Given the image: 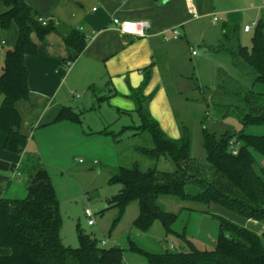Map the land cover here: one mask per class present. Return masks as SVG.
Instances as JSON below:
<instances>
[{
    "label": "trees",
    "instance_id": "trees-1",
    "mask_svg": "<svg viewBox=\"0 0 264 264\" xmlns=\"http://www.w3.org/2000/svg\"><path fill=\"white\" fill-rule=\"evenodd\" d=\"M0 7H3L0 30L7 32L12 25L18 28L14 46L5 51L0 75L3 94L0 132L6 135V149L21 154L26 150L28 136L21 130L22 115L17 104L28 100L31 92L25 57L38 53L34 34L45 39L50 32L59 31V27L52 19L43 24L42 14L26 0H0ZM256 25L251 48L239 42L236 48L228 50L239 58L240 77L244 81L235 79L231 93L225 90L237 101L225 105L224 116L235 115L242 128L221 137L205 133L207 164L192 155L189 136L174 139L163 130L149 111V97L134 93L141 124L125 129H135V134L148 131L154 147L140 151L152 159L164 155L176 164L174 171L121 166L113 176L112 180L121 183L122 188L110 206L124 211L129 202L138 200L141 211L135 225L139 229L147 231L156 219H161L166 232H172L177 215L160 207L158 201L164 195L208 206L217 204L244 221L261 224L264 229V166L258 164L254 154L264 156V134L245 132L249 125H264V18ZM223 31L227 38L231 32L237 33V26H223ZM63 38L77 53L87 44L83 33L75 27H70ZM214 50L219 52L220 47ZM249 80L251 84L247 85ZM97 108L93 105L90 109ZM80 116L71 107L64 106L54 121H80ZM102 132L109 131L105 128ZM233 146L238 149L236 154ZM21 169L28 174L27 195L0 199V247L11 250L10 254L0 256V264H124L121 247L104 246L81 230L79 245H66L61 236L60 200L48 170L36 154H29ZM212 215L220 223L215 249L201 251L192 247L188 252L148 254V264H264V230L259 232L222 215Z\"/></svg>",
    "mask_w": 264,
    "mask_h": 264
},
{
    "label": "rangeland",
    "instance_id": "rangeland-1",
    "mask_svg": "<svg viewBox=\"0 0 264 264\" xmlns=\"http://www.w3.org/2000/svg\"><path fill=\"white\" fill-rule=\"evenodd\" d=\"M262 1L255 0L253 7L245 0H225L221 3L224 8L231 9L246 6L243 12H235L236 18L242 20L235 23L241 26V30L236 34L231 32L226 38L223 34L224 21L213 17L207 18L203 26L194 27L188 33L193 49L188 45L181 69L173 73L177 74L176 81L168 83L172 115L166 108L167 111L156 119L171 138L189 136L192 155L203 164L208 162L206 132L221 137L242 128L235 115L224 116L225 105L237 101L225 90L231 93L235 79L244 81L240 77L239 58L228 50L236 48L239 42L252 47L256 24L261 16L264 18V11L260 8ZM216 12L221 11L216 9ZM253 22L255 25L251 31L244 32V25ZM219 47L220 51L215 52L214 49ZM246 84L250 85V80ZM35 102L30 93L28 106L34 107ZM97 107L82 114L77 111L81 115L80 121H54L52 110L38 117L39 107L28 108V151L36 152L51 176L60 200L63 216L61 236L66 245L77 247L81 230L96 238L100 244L106 241L104 246L121 247L124 264H148V254L188 252L192 247L201 251L215 249L220 223L213 213L251 226L259 232L264 230L261 224L244 221L241 216L217 204L208 206L174 195L161 196L158 201L162 210L177 215L171 226L172 232H166L161 219H156L147 231L139 229L135 225L141 211L138 200L129 202L124 211L110 206L122 188L121 183L112 180L113 176L118 174L121 166L137 165L144 171L150 168L174 171L176 164L164 155L152 159L140 151L141 148H153L154 142L148 131L135 134V129H125L129 125L141 124L136 111L118 114L106 104L102 109L99 105ZM104 117L108 120L107 133L102 132ZM245 132L263 135L264 125H249ZM254 154L258 164L264 166V156L258 152ZM27 185L28 174L25 173L20 181H12L6 196L14 197L16 194V198H24ZM87 208L94 214L95 223L92 225L85 214Z\"/></svg>",
    "mask_w": 264,
    "mask_h": 264
},
{
    "label": "crops",
    "instance_id": "crops-1",
    "mask_svg": "<svg viewBox=\"0 0 264 264\" xmlns=\"http://www.w3.org/2000/svg\"><path fill=\"white\" fill-rule=\"evenodd\" d=\"M27 1L59 27V31L50 32L45 39L34 34L38 53L25 57L30 93L36 101L34 107L28 106L29 99L17 104L22 115L21 130L27 136L28 108L39 107L38 117L45 116L50 110L56 117L64 106L77 112L87 111L93 105L102 109L106 104L118 114H131L138 105L135 92L149 97L147 106L155 119L161 117L166 108L171 116L168 83L176 81L177 74L173 73L181 69L188 45L193 49L188 33L194 27L203 26L207 18L215 19V16L219 17L215 20L224 21L223 26L236 25L237 31L241 30V26L235 23L242 20L236 18L235 12H243L246 8H224L221 3L225 0H193L199 14L193 17L187 0ZM245 1L254 6L255 0ZM216 9L221 12H216ZM114 18L146 19L151 28L145 36L127 35L113 23ZM70 27L79 29L86 38L87 44L81 53H77L63 38ZM176 27L182 33L179 39L172 38V29ZM244 27V32L251 31H245ZM162 33H166L170 40H164ZM17 36L16 25L7 32L0 30V75L5 51L14 46ZM170 74L171 78H168ZM2 101L0 92V105ZM103 123L106 128L108 120L105 117ZM5 139L6 135L0 132V199L9 197L6 195L12 181H20L24 175L22 163L29 154H36L28 151V143L24 153L11 152L5 147ZM18 164L19 169H16ZM17 170L21 175L16 174ZM15 195L10 198H16ZM10 253L9 248L0 247V256Z\"/></svg>",
    "mask_w": 264,
    "mask_h": 264
},
{
    "label": "built area",
    "instance_id": "built-area-1",
    "mask_svg": "<svg viewBox=\"0 0 264 264\" xmlns=\"http://www.w3.org/2000/svg\"><path fill=\"white\" fill-rule=\"evenodd\" d=\"M188 4H189V10L192 13L193 17H198L199 14L196 10V7L193 3V0H187ZM260 8L262 11H264V0L261 2L260 4ZM219 17L215 16V19H218ZM40 21L43 22V24H46L48 19L44 18V17H40ZM113 23L118 27V29L127 35H131V36H145L147 34V32L150 30L151 28V23L146 20V19H119V18H114L113 19ZM255 25V23H251L248 25H245L244 30L245 31H250L252 29V27ZM182 33L180 31L179 28H173L172 29V38L173 39H179L181 37ZM162 37L164 40L168 41L170 40L169 36L166 33H162ZM193 53L195 54L196 51L193 50ZM231 143L233 144V141H231ZM233 153L236 154L238 152V149L233 146ZM95 163H97V161H95ZM16 169H19V164L17 165ZM17 175H21L20 171H16ZM85 214L88 217V223L90 225L95 223V218H94V214L93 212L87 208L85 210ZM102 245L106 244V241H102L101 242Z\"/></svg>",
    "mask_w": 264,
    "mask_h": 264
}]
</instances>
